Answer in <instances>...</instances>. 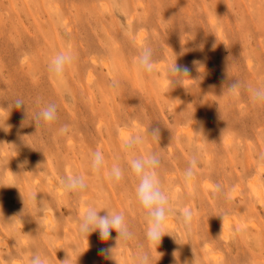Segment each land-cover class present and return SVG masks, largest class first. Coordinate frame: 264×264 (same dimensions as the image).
<instances>
[{"label":"rangeland","instance_id":"374dc122","mask_svg":"<svg viewBox=\"0 0 264 264\" xmlns=\"http://www.w3.org/2000/svg\"><path fill=\"white\" fill-rule=\"evenodd\" d=\"M0 264H264V0H0Z\"/></svg>","mask_w":264,"mask_h":264},{"label":"bare ground","instance_id":"6f19581e","mask_svg":"<svg viewBox=\"0 0 264 264\" xmlns=\"http://www.w3.org/2000/svg\"><path fill=\"white\" fill-rule=\"evenodd\" d=\"M120 135L121 136H123V132L121 131L120 132ZM123 140H125V137H123ZM253 181H255V180H253ZM252 183V182H251ZM256 184V183H255ZM253 185V184H252ZM256 188V187H255ZM255 188H253V189H255ZM8 224H11V223H8ZM59 224V222L58 223H56V222H54V221H52V220H50V222L49 223H47V224H45L44 225V227H48V226H50V227H57V225ZM41 226L43 227V225L41 224ZM225 227V226H224ZM225 230H226V228H225ZM227 231V230H226ZM226 231H224V233L226 232ZM224 235V234H223ZM82 237V236H81ZM81 237H75L74 239H73V241L75 242V241H77L78 239H80ZM89 240V239H88ZM88 240H84L83 241V247L84 248H86V246H87V244H88Z\"/></svg>","mask_w":264,"mask_h":264}]
</instances>
